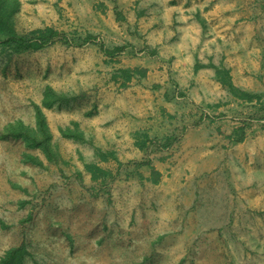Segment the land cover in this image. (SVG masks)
Here are the masks:
<instances>
[{
	"label": "rangeland",
	"instance_id": "374dc122",
	"mask_svg": "<svg viewBox=\"0 0 264 264\" xmlns=\"http://www.w3.org/2000/svg\"><path fill=\"white\" fill-rule=\"evenodd\" d=\"M20 2L15 15L18 31L52 26L65 32L73 43L59 40L36 51L0 56V131L15 118L34 123L33 103L39 102L46 84L78 97L60 107L46 108L52 127L65 124L75 107L81 111L83 106L90 114L98 103L114 100L133 78L127 81L122 69L135 68V60H139L135 53L148 46V39L156 49L154 54L149 52L155 66L158 62L168 67L175 63L176 75L187 68L188 57L195 70L199 69L197 63L209 66V73L199 76L208 83L209 98L198 103V108L182 89L173 87L177 80L171 81L172 123L181 120L190 125L187 115L194 119L200 114L204 129L217 124L220 128L244 127L251 184L235 188L239 192L229 206L230 223L224 230L175 231L172 240L163 242L165 234L160 232L156 215V231L151 230L147 241L138 232L141 242H146L138 249L149 254L138 264H264V0ZM89 33L94 42L75 44ZM100 43L113 54L102 51ZM119 46L123 50H114ZM158 48L168 54L159 57ZM211 64L227 68L234 84L259 93L260 102L237 99L217 80ZM184 75L189 78L191 72L186 70L180 77ZM197 90L203 94L199 87ZM59 141L61 159L50 162L38 149L26 148L20 139L0 137V257L10 247L24 243L29 251L26 264H135V248L129 247L135 241V224L153 217L136 209L138 214L133 198H124L127 193L121 183L129 184L122 179H127L131 170L125 166L114 178L109 175L108 188L114 190L110 193L106 180L92 181L84 168L78 169L77 165H82L78 147L88 158L93 154L91 144L79 146L62 137ZM25 149L40 155L43 165L22 161ZM89 187L98 188L97 194L88 193ZM214 202L207 201L209 205ZM104 216L109 221L104 224L107 229L108 224L118 227L114 239L108 237L114 245L108 240L106 244L100 240L93 243L91 233L83 231ZM71 226L81 233L74 240L66 234ZM102 232L101 228L94 235Z\"/></svg>",
	"mask_w": 264,
	"mask_h": 264
},
{
	"label": "crops",
	"instance_id": "0c3cea01",
	"mask_svg": "<svg viewBox=\"0 0 264 264\" xmlns=\"http://www.w3.org/2000/svg\"><path fill=\"white\" fill-rule=\"evenodd\" d=\"M145 43L148 46L145 47V44L140 53H135V57L140 60H135V67L145 68V74L134 76L114 100L106 99L103 103H98L95 111L93 110L90 114L85 113L86 109H83V106L79 107L81 111L75 107L70 111L71 115L67 117L65 124L59 123L55 127L49 123L46 108L43 109L53 141L57 143L60 153L59 139L62 137L59 131L60 126L73 127L72 123L75 122L90 141L79 142L62 137L72 140L79 146L91 144L93 154L88 158L83 156L80 147L76 151L82 164L77 165L79 170L84 168L85 162H94L104 169L111 170L114 176L119 162L123 166L122 169L126 166L128 170H131L132 174L127 179L125 177L124 180L122 179L124 182L128 181L130 185L121 183L126 188L124 191L127 197L124 195V198H133L136 204L135 211L139 209L141 213L153 217L148 218L142 225L135 224V241L129 245L135 248V264L149 255L138 249L140 244L146 243L141 242L140 236L143 235L147 241L152 234L151 230L156 231V215L159 216V229L162 230L160 232L165 234L161 239L163 242L170 241V237L177 234L175 231L184 233L190 230H224L230 223L232 210L229 206H233L232 204L236 201L235 195L239 192H235V188L240 189L246 184H251L252 181L250 177L252 173H249L246 164L250 158V151L247 148L249 145L244 142L246 138L238 142L231 140L230 135L235 127L220 128L217 124L215 128L204 129L200 114L195 115L194 119L187 115L186 119L190 121V125L181 120L177 121V124L172 123V117H170L172 112L169 109L173 103L172 94L169 93L173 86L171 81L177 80V86L174 84L173 87L182 89L194 101L193 106L198 108V103L203 104L209 98L206 94L209 88L208 83L200 80L199 76L209 73L210 67L203 66L195 70L194 63H191L188 57L187 68L185 67L184 70L182 67L183 70H179V75H176L175 63L171 67L161 62L154 65V58L149 55V49L154 50L155 46L151 45L150 39ZM157 51L159 57L168 54L160 48ZM186 70L187 74L191 72L190 77L185 75L180 77ZM211 75L213 77L214 73ZM198 87L203 94L198 92ZM40 101L41 99L38 103ZM107 101H109L108 105L104 106L103 104ZM195 110L198 112L197 109ZM198 123L200 125L195 126ZM99 150L106 153L107 160L96 154ZM24 152L33 154L26 149ZM112 163L117 167H112ZM86 173L91 178V174L87 171ZM103 180H106L104 183L108 188L110 183L107 184V181L112 180L109 176L105 179H92L95 182ZM97 190L96 187H89L87 192L97 194ZM108 190L110 193L114 192L111 188ZM103 191L100 192L103 193ZM244 192L238 197L244 195ZM207 201L215 202L209 205ZM106 212L109 214V210ZM94 221L96 223H90L91 225L86 226L83 231L91 233L93 243L100 240L101 243L106 244L108 240L114 245L111 239H114L113 232H117L118 227L114 229L112 224V226L108 224L107 229L104 225L109 222L107 216ZM101 228L103 232L95 236L94 232ZM68 232L67 236L73 240L81 234L72 226L69 227ZM138 232L142 234L139 235ZM108 237L112 238L108 239ZM175 237L181 238L179 235ZM42 241H45L44 238ZM49 250L52 252L54 245L50 246ZM42 259L44 261L45 257Z\"/></svg>",
	"mask_w": 264,
	"mask_h": 264
},
{
	"label": "trees",
	"instance_id": "16d2710c",
	"mask_svg": "<svg viewBox=\"0 0 264 264\" xmlns=\"http://www.w3.org/2000/svg\"><path fill=\"white\" fill-rule=\"evenodd\" d=\"M20 0H0V56H12L25 53L28 51H36L42 49L56 41H62L65 44H72V39L60 30L52 26L36 27L27 32H20L16 28L15 15L20 9ZM96 39L93 34L89 33L79 39L77 46H82L89 42H94ZM102 51L113 54L103 43L99 44ZM123 50V46L115 47L114 50ZM154 54L156 50H149ZM204 64L197 63L195 68L203 67ZM215 68L216 78L220 84L227 88L237 99L245 102H253L256 100L260 102L261 95L259 93L249 92L236 86L232 80L229 70L225 67H217L214 64L210 65ZM125 79L128 81L134 76H143L145 70L143 68L135 67L133 69H122ZM124 85V84H123ZM77 95L69 94L56 89L50 84H46L42 89V96L40 103H33L34 118L33 124H28L20 118L9 121L0 131L2 139L16 138L23 141L24 145L30 149H38L41 154L50 162H57L61 159V153L58 150V145L53 141V136L47 122L46 114L43 108L60 107L76 100ZM71 126H60L59 131L62 137L73 139L79 142H90L83 132L78 128V124L73 122ZM244 127L235 128L230 135L231 140L238 142L244 138ZM97 155L107 160L106 153L97 151ZM82 158V157H81ZM22 161L37 164L42 166V158L39 155L23 152ZM83 160V158H82ZM122 167L121 162L118 163L116 172L120 171ZM85 171L91 174L94 180L105 179L111 174V171L104 169L94 162L84 163ZM78 174H80L78 172ZM114 178V174L111 175ZM29 251L24 243L17 246H12L7 249L3 256L0 257V264H26V256Z\"/></svg>",
	"mask_w": 264,
	"mask_h": 264
}]
</instances>
